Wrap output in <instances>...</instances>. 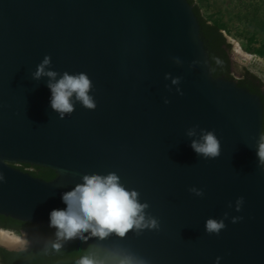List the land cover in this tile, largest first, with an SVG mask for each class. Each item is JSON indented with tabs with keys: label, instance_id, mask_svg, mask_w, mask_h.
<instances>
[{
	"label": "water",
	"instance_id": "1",
	"mask_svg": "<svg viewBox=\"0 0 264 264\" xmlns=\"http://www.w3.org/2000/svg\"><path fill=\"white\" fill-rule=\"evenodd\" d=\"M45 55L58 73L89 76L95 110L77 103L59 118L47 78L31 77ZM250 57L246 65L264 69L263 58ZM193 125L214 130L218 158L190 147L185 133ZM261 135L264 103L214 76L188 0H0V215L52 228L50 212L66 209L62 194L84 174L115 172L149 204L160 230L86 242L149 264H216L217 257L219 264H264ZM12 164L59 177L45 182ZM193 186L204 196L190 193ZM225 212L226 228L207 234L205 221ZM236 216L243 219L232 223Z\"/></svg>",
	"mask_w": 264,
	"mask_h": 264
},
{
	"label": "clouds",
	"instance_id": "2",
	"mask_svg": "<svg viewBox=\"0 0 264 264\" xmlns=\"http://www.w3.org/2000/svg\"><path fill=\"white\" fill-rule=\"evenodd\" d=\"M174 62L181 63L178 58ZM31 77L36 81L47 78V87L51 91L50 107L60 119L71 115L77 103L88 110H95L97 107L94 97L90 95L93 84L89 76L84 72L70 74L65 71L61 74L52 70L50 55L44 56L36 66V70L31 73ZM169 78L170 74H166L165 79ZM171 83L179 85L180 78H172ZM176 91L183 95L179 87ZM164 103L168 104L169 100L165 99ZM185 135L190 140V147L198 156L204 159H216L220 156V141L214 130L193 125L186 130ZM256 155L258 166L264 170V135H261L257 141ZM4 180L5 177L0 174V182ZM81 180L82 182L77 183L71 191L62 194L66 209H54L50 212L49 226L56 231L55 239H50L47 243L53 249L59 251L65 242L77 238L86 242L91 237L104 240L115 234L124 238L129 232L140 235L145 230H160V221L146 211L150 207L149 204L141 203L140 193L126 188L117 173L84 174ZM188 191L197 197L204 196L203 189L194 186ZM243 204L244 198L238 197L235 201V211H241ZM228 207H233L231 202ZM228 217L229 214L225 212L223 219L208 218L205 221L206 233L219 235L226 228L224 221ZM242 219L243 217L239 216L232 217L231 222L237 223ZM27 236V233L21 236L0 229V245L12 244L24 249L31 243ZM117 255L118 264H149L145 258L131 252ZM220 259V257L216 258V264H219ZM76 264H104V262L93 255L85 254L76 261Z\"/></svg>",
	"mask_w": 264,
	"mask_h": 264
},
{
	"label": "trees",
	"instance_id": "3",
	"mask_svg": "<svg viewBox=\"0 0 264 264\" xmlns=\"http://www.w3.org/2000/svg\"><path fill=\"white\" fill-rule=\"evenodd\" d=\"M188 1L194 6L204 36L210 33L215 34L222 43L224 38L222 33L219 34V31L222 32L226 27L217 22H212L211 25H207L208 21L203 18L201 10L195 3V0ZM251 42H256V39H252ZM253 52L256 55L264 57V44L254 48ZM213 74L217 78L220 76V72L215 70ZM12 166L45 182H54L59 177L56 170L43 166L28 164H12ZM0 225L15 229L18 233H27L31 241V245L24 251H9L1 247L0 264H76V261L85 254L93 255L96 259L103 261L104 264H118L119 257L117 255L103 250L89 242L82 241L79 238L65 242L63 248L59 251L53 249L51 245L47 243L48 240L55 239L56 230L52 228L15 220L11 217L2 215H0Z\"/></svg>",
	"mask_w": 264,
	"mask_h": 264
},
{
	"label": "rangeland",
	"instance_id": "4",
	"mask_svg": "<svg viewBox=\"0 0 264 264\" xmlns=\"http://www.w3.org/2000/svg\"><path fill=\"white\" fill-rule=\"evenodd\" d=\"M195 3L208 22L226 27L222 32L241 60L246 61L242 55H256L254 48L264 44V0H195ZM254 38L256 42H251ZM249 66L264 81V70Z\"/></svg>",
	"mask_w": 264,
	"mask_h": 264
},
{
	"label": "flooded vegetation",
	"instance_id": "5",
	"mask_svg": "<svg viewBox=\"0 0 264 264\" xmlns=\"http://www.w3.org/2000/svg\"><path fill=\"white\" fill-rule=\"evenodd\" d=\"M207 25H211V23L207 22ZM200 33L202 40L204 41V45L208 51V55L210 57L212 71L215 70L220 72L219 78H225L227 80L235 82L239 87L248 90L254 95L260 96L262 102L264 103L263 79L257 73L250 70L249 64L246 65L247 61L241 60L239 53H235L232 51L231 44L228 42L223 32L219 31V34L222 33L224 38V41L222 43L219 41L218 37L215 34L210 33L209 35L204 36V33L201 31V25ZM244 58L247 59L246 57ZM261 58L264 59V57ZM5 225H0V229L12 231L15 234L21 236L24 235V233H18L15 229L7 228L5 227ZM27 238L29 239V235L27 236ZM30 245L31 243L26 248L20 250L18 249L15 251H24Z\"/></svg>",
	"mask_w": 264,
	"mask_h": 264
},
{
	"label": "bare ground",
	"instance_id": "6",
	"mask_svg": "<svg viewBox=\"0 0 264 264\" xmlns=\"http://www.w3.org/2000/svg\"><path fill=\"white\" fill-rule=\"evenodd\" d=\"M243 57H246L248 60H251V57L250 56H243ZM251 61H253V59Z\"/></svg>",
	"mask_w": 264,
	"mask_h": 264
}]
</instances>
